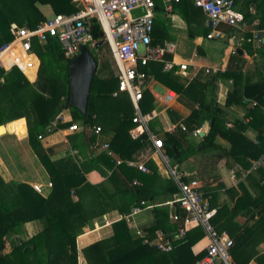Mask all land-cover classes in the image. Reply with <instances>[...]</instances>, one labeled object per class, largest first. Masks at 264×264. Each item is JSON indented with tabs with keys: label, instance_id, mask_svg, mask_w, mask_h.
<instances>
[{
	"label": "trees",
	"instance_id": "trees-1",
	"mask_svg": "<svg viewBox=\"0 0 264 264\" xmlns=\"http://www.w3.org/2000/svg\"><path fill=\"white\" fill-rule=\"evenodd\" d=\"M244 3L242 13L245 24L248 21L253 23L260 18L259 12L262 13L260 0H246ZM45 5L52 9L53 15H71L76 12L71 0H0V48L11 41L12 25L34 29L46 22L48 19L39 10V6ZM249 5L255 6L256 14L251 15L248 12ZM263 28L261 19L255 25V30ZM91 32L95 43L104 41L96 20L91 21ZM31 48L32 53L40 60L35 82L39 94L29 106H22L14 97L21 89L29 86L28 79L16 67L8 71L0 69V78L4 80L0 88V125L12 120H25L28 141L47 172L52 187L50 193L43 196L28 184L18 183L16 187L21 205L10 209L0 202V264H78L76 238L84 233L93 218L103 216L109 210H123V214L130 215L133 209H143L145 203L150 199L154 200L158 195L150 188L151 185L142 183L144 179L141 180V186L124 187L119 192L108 195L104 193V185H90L82 174H61L47 155L38 150L40 147L34 139L49 130V125L65 106L69 107L73 120H82L85 126H93L101 104V109H106L113 115L103 116V122L115 121L117 115L119 123L109 149L110 154H116L123 161L132 159L138 161L148 142L145 141L144 135L137 139L131 137L130 131L135 126L132 123V105L128 97L112 96L117 89L116 76L112 77V74L106 72L105 65L100 69L94 55L95 50L91 54L98 68L92 79L86 117L83 119L80 112L68 104L70 91L68 66L72 60L65 58L60 44L53 37L42 44L34 39ZM100 49L99 47L97 52ZM240 62L239 55L234 54L224 73H218L204 83L199 79L186 81L173 72H163L161 65L158 64H150L143 69L146 75L167 89L173 90L180 100L192 103L191 114L185 121L187 132L178 131L162 135L164 150L176 163L183 160V146L186 147L188 136L203 123L209 125L208 132L202 138L204 150L217 149L214 140L220 136L230 144L227 157L232 163H237L244 170H248L251 161L258 160V155L244 145L242 125L227 127L224 113L214 100V83L219 78L233 79V90L228 94L225 105L241 103L245 99L256 103L249 109L247 116L249 125L257 131L258 144L264 145V83L241 87L238 83L241 69L237 68ZM101 73L103 77L98 76ZM33 76L31 73V77ZM153 106L154 99L145 91L140 105L141 110L144 113L150 112ZM70 125L72 123L66 126ZM149 169L153 176H157L156 169L150 167ZM125 170L130 172L128 175L130 181L134 178L140 180L139 177H142L137 170L131 172V168L127 167ZM2 186L3 181L0 178V188ZM175 189L174 187L173 191ZM260 190L261 193L254 197L250 195L237 197L231 210L225 206L221 207L217 211L219 216L217 220L214 218L212 220L215 230L221 233L237 217H246L238 232L231 236L233 246L229 249V254L233 264H249L252 260L256 264H264V254L257 251V247L264 244V185ZM206 194L210 193L206 191ZM177 220L175 231L178 233L183 226L184 215L180 214ZM31 223H37V231L21 236L22 227ZM112 229L113 235L110 239L96 242L84 249L83 254L88 264H160L155 257L159 255L157 250L148 243L143 244L140 237L134 233L133 235L125 219L113 223ZM194 231L198 234L197 238L203 236L201 228L198 227L187 231L181 239L174 240L173 250L163 254L162 260L166 259V264L177 263L176 254L180 252L181 247L192 244L190 237ZM8 240L11 243L9 249ZM202 256L198 259L200 260Z\"/></svg>",
	"mask_w": 264,
	"mask_h": 264
},
{
	"label": "crops",
	"instance_id": "crops-1",
	"mask_svg": "<svg viewBox=\"0 0 264 264\" xmlns=\"http://www.w3.org/2000/svg\"><path fill=\"white\" fill-rule=\"evenodd\" d=\"M245 1H237V8L241 12ZM71 5L73 6L72 0ZM260 5L262 13L259 12V16L264 25V0H260ZM42 7L50 8L48 5L39 6L41 12ZM50 10L52 12L51 8ZM248 12L251 15L256 14L255 6L249 5ZM42 14L44 15L43 12ZM260 18L258 17L253 23L250 21L246 22L245 27L235 29L223 27L224 34L221 39L207 40L205 16L199 8L193 5L191 0H181L178 4H173L170 12H166L162 2L157 1L152 40L156 45L175 44L176 51L169 58L176 63H187L190 76L196 73L194 79H199L202 83L208 81L211 77H215L218 73H224L230 58L234 54L239 55L241 62L237 68L240 67L241 71L238 74V83L241 87H245L246 85L264 83V28L255 30V25L261 20ZM254 35L258 36L259 40L247 42V39H252ZM213 42H221L222 46L219 49H215L212 45ZM95 52L97 53V50ZM5 58L7 56L4 55V60ZM29 59L34 65L31 70L22 63L29 86L21 89L14 97L24 107L29 106L39 94L35 82L38 77L40 60L33 53ZM104 65L106 72L109 71L111 74L113 71L116 72L115 64L110 55L109 61L104 62ZM206 69H210L213 72L205 74ZM31 73H33V77H31ZM175 75L179 76L178 74ZM147 77L146 91L153 99L154 94L159 93L152 91L150 89L151 85H158L164 94L171 91L177 96L168 108L162 107L154 101L153 109L156 107L159 110L164 108L152 124L154 133L162 139V135L168 134L163 132L166 125L177 122L185 123L191 114L192 103L187 100H180L173 90L159 84L151 76L147 75ZM3 84L4 80L0 78V88ZM233 86V79L219 78L214 83V100L217 107L224 113L227 127L236 124L242 125V133L245 137L244 145L258 155V159L261 161L259 170L250 172L247 175L237 172L236 182H232L228 171L235 163H232L231 159L227 157L230 144L220 136H217L214 140L217 149H207L209 154L206 155L204 152L205 146L201 144L203 137L200 134L193 136L191 133L189 138H187L186 147L183 146V149L186 151V148L190 146V142L192 147L197 148V153L188 156L180 163H176L165 152L170 157L172 164L178 166L182 180H196L200 183L205 193L206 191L210 193L208 195L210 197V206L216 210L213 217L215 220L219 217L217 211L221 207L225 206L231 210L237 197L241 195L254 197L261 193L260 188L264 185V145L260 146L258 144L257 131L249 125L247 115L249 109L252 108L251 102L245 99L241 103L225 105L227 96L232 92ZM122 96L127 97L126 95ZM101 107L102 105L100 104V107H98L99 115L94 118V125L85 126L82 120H73L69 107L65 106L61 113L51 122L49 130L34 139L40 147L38 150L47 155L50 162L61 174H82L90 185H104V193L108 195L119 192L124 187L141 186L143 182L151 185L150 188L154 189L153 192L158 197L154 200L150 199L145 203L146 206L143 209L130 217V222L135 227V229H131L132 234H135L136 230L141 231L148 244L154 249L157 242H165L166 240H172L173 242L181 239L177 237L175 226L178 221L177 217L180 214L184 215V213L176 203L172 202L177 191L176 189L173 191L175 185L169 178L164 165L157 157L151 156L152 151L149 144L142 150L138 161L134 159L123 161L116 154H110L111 150L108 152L103 149L106 144L109 147L112 145L115 129L118 128L119 123L117 122V115L115 116V121L110 120L104 123L103 116L109 117L113 115L106 109H101ZM63 118L65 122H61ZM68 123L76 124L79 130L69 132V126H66ZM4 126L6 131L0 134V178L3 181V186L0 188V202L6 204L10 209H14L21 205V199L16 187L18 183H25L30 187H33V185L40 186L42 193L45 192L43 196H47L50 193L52 185L51 187L49 186L51 184L49 176L28 141L25 120H12ZM202 126L203 131L201 133L204 136L208 132L209 125L208 123H203L200 127ZM95 127L102 128L99 134L92 133ZM47 149L51 150V154L47 153ZM130 163H143L147 168V172L139 171L136 166ZM126 167L131 168V172L137 170L142 176L139 177L140 180L134 178L130 181L128 178L130 172H126ZM149 167L156 169L157 176H153ZM163 169L165 170L163 171ZM248 170H244V172ZM143 179L144 181L141 183ZM126 216V214H123V210H109L103 216L93 218L88 223L84 233L76 238L78 264H88L83 254L84 249L96 242L110 239L113 235L112 224L124 219ZM245 219L246 217L244 216L237 217L221 233H226L231 238L232 235L238 232ZM195 228L198 227L192 229ZM37 229V223L24 225L21 229V236L33 234ZM202 233L203 236L197 238L198 234L194 231L190 237L192 244L181 247L180 252L176 254L177 263L197 264L199 261L198 257L201 255L204 257L209 241L205 237L203 230ZM169 237L170 239H168ZM257 251L260 254H264V244H260L257 247ZM158 254L155 257L159 260V263L166 264V259L162 260L164 255ZM249 264L256 263L252 260Z\"/></svg>",
	"mask_w": 264,
	"mask_h": 264
},
{
	"label": "built area",
	"instance_id": "built-area-1",
	"mask_svg": "<svg viewBox=\"0 0 264 264\" xmlns=\"http://www.w3.org/2000/svg\"><path fill=\"white\" fill-rule=\"evenodd\" d=\"M161 1L166 12L172 10L173 4L181 0H72L76 12L71 15H53L46 22L37 25L34 29L12 25L10 32L12 39L0 48V69L8 71L13 67L18 68L24 75L22 63L30 70L34 67L29 59L32 54V42L36 39L39 43H45L48 38H55L60 44L66 59L73 60L81 47L94 46L95 41L91 32V21L96 20L104 36L103 43L107 46L110 56L116 67L117 89L113 97L126 95L133 108L132 123L135 125L131 130L134 139L145 136L151 149V156L157 157L166 168L167 174L176 187L175 198L172 200L184 212L183 226L177 233L178 238L186 235L189 229L202 228L205 237L209 241L206 254L197 264H233L229 249L233 246L232 239L226 233H218L212 225V219L216 210L210 206V197L203 191L200 183L196 180H182L178 166L172 164L170 157L165 153L163 140L158 137L152 124L158 118L161 110L154 108L150 112L141 110L143 94L147 90L148 77L143 69L150 64L161 65L163 72H173L186 81L196 77V73L190 76L187 63H176L169 58L176 51L173 43L163 45L153 44L152 35L155 22L156 2ZM238 0H191L196 8H199L205 16L207 40H218L223 37V27L235 29L245 27L244 14L237 8ZM143 8L144 14L133 18L134 10ZM259 40L254 35L247 42ZM4 54L7 56L4 60ZM213 72L205 70V74ZM176 95L168 91L163 96L154 94V101L162 107H170L176 99ZM256 103L251 102L254 106ZM61 122H65L64 118ZM76 124L68 127L69 132L78 131ZM176 131L187 132L184 122L168 124L163 132L173 134ZM203 126L195 128L193 136L199 135ZM100 127L92 130L93 134H99ZM40 138V137H39ZM103 149L109 152V145ZM143 173L147 168L143 163H130ZM261 167V161H251L248 171L241 165L234 164L229 169L228 175L232 182H236L237 172L248 174L257 171ZM51 187V184H49ZM33 189L42 194L38 185ZM145 205V204H143ZM146 206V205H145ZM141 209L135 208L124 219L130 229H135L130 222V217L137 214ZM137 237L142 238L143 244L148 241L141 231L136 230ZM155 249L160 254H166L173 250L172 240L155 243ZM173 264V263H171Z\"/></svg>",
	"mask_w": 264,
	"mask_h": 264
},
{
	"label": "water",
	"instance_id": "water-1",
	"mask_svg": "<svg viewBox=\"0 0 264 264\" xmlns=\"http://www.w3.org/2000/svg\"><path fill=\"white\" fill-rule=\"evenodd\" d=\"M144 14V9L140 8L132 11L133 18L139 17ZM104 43L97 42L94 46L81 47L78 55L71 61L68 66L69 78V96L68 104L77 109L82 118L85 119L88 108V98L93 76L97 70V63L94 60L91 52L97 50ZM5 126L0 125V134L5 133ZM203 137V133H200ZM47 153L51 154V150L47 149ZM178 156V154L176 153Z\"/></svg>",
	"mask_w": 264,
	"mask_h": 264
},
{
	"label": "rangeland",
	"instance_id": "rangeland-1",
	"mask_svg": "<svg viewBox=\"0 0 264 264\" xmlns=\"http://www.w3.org/2000/svg\"><path fill=\"white\" fill-rule=\"evenodd\" d=\"M41 10L44 13V15L47 17V19H50L53 16V13L51 12L50 8H48V7H42ZM212 45H213V47L215 49H219L222 46V43L221 42H213ZM100 48H101L100 51H98L97 53L95 52L94 55L97 57V60H98V63H99V67L102 68V65H104V62H108L109 61V55H110V53H109L108 48H107V46L105 44H103ZM109 65H110V63H109ZM97 68H98V66H97ZM108 73L111 74V72H109V71H108ZM112 75H113L112 77H115L116 72L113 71L112 72ZM98 76L103 77V75H100V74H98ZM150 89L152 91H155V92L159 93L160 95H163L164 94V92L162 91V89L158 85H151L150 86ZM188 138H189V136H188ZM189 144H190L189 148L187 147L186 148V151H183V153H182L183 160L185 158H187L188 156H190V155H192L194 153H197V148L192 147V145H191L190 142H189ZM191 150H193V151H191ZM204 152H205L206 155L209 154L208 153V150H204ZM165 169H163V171ZM44 193H42V195ZM7 243L9 244V245H7V249H9L10 244H11L10 243V240H8Z\"/></svg>",
	"mask_w": 264,
	"mask_h": 264
},
{
	"label": "bare ground",
	"instance_id": "bare-ground-1",
	"mask_svg": "<svg viewBox=\"0 0 264 264\" xmlns=\"http://www.w3.org/2000/svg\"><path fill=\"white\" fill-rule=\"evenodd\" d=\"M5 55V54H4Z\"/></svg>",
	"mask_w": 264,
	"mask_h": 264
}]
</instances>
